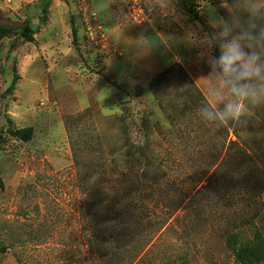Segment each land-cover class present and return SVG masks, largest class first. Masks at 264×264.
Returning <instances> with one entry per match:
<instances>
[{
  "label": "rangeland",
  "instance_id": "obj_1",
  "mask_svg": "<svg viewBox=\"0 0 264 264\" xmlns=\"http://www.w3.org/2000/svg\"><path fill=\"white\" fill-rule=\"evenodd\" d=\"M143 1L0 0V264H264V107L198 116L221 98L195 43L238 6Z\"/></svg>",
  "mask_w": 264,
  "mask_h": 264
},
{
  "label": "clouds",
  "instance_id": "obj_2",
  "mask_svg": "<svg viewBox=\"0 0 264 264\" xmlns=\"http://www.w3.org/2000/svg\"><path fill=\"white\" fill-rule=\"evenodd\" d=\"M235 2L238 10L227 17L215 10L207 13L212 31L199 35L195 43L209 68V95L221 98L219 107L204 103L198 108L201 121L212 127L235 125L246 108L264 107V0ZM177 18L175 10L161 20L177 22ZM136 49V56H145V49ZM213 49L218 55L212 54Z\"/></svg>",
  "mask_w": 264,
  "mask_h": 264
},
{
  "label": "built area",
  "instance_id": "obj_3",
  "mask_svg": "<svg viewBox=\"0 0 264 264\" xmlns=\"http://www.w3.org/2000/svg\"><path fill=\"white\" fill-rule=\"evenodd\" d=\"M127 14L126 17L133 23H142L146 19L145 11V2L143 0H127L126 4ZM93 21H96V15L93 14L90 18ZM89 19L86 20L87 33L89 40L94 43L96 46H104L106 42L105 35L101 32V27L98 28V31H94V27L91 25Z\"/></svg>",
  "mask_w": 264,
  "mask_h": 264
},
{
  "label": "trees",
  "instance_id": "obj_4",
  "mask_svg": "<svg viewBox=\"0 0 264 264\" xmlns=\"http://www.w3.org/2000/svg\"><path fill=\"white\" fill-rule=\"evenodd\" d=\"M50 0H43L42 2V7H45L46 5H48ZM6 31H10L11 32V29L9 28H6V27H3ZM20 31V35L22 36V38L24 39L25 42H32L34 40V27L31 26V24L29 23H24V25L22 26L21 29H19ZM20 80V75H19V72H18V68L16 66V62H15V66H14V75H13V80L8 88V92H13L15 89H16V85H17V82ZM258 205L262 206L261 209H264V201L263 200H258ZM235 237V236H234ZM233 237V238H234ZM243 247L241 248L242 252H247L249 253L251 251L252 248H254V244H252L251 242H246L242 245ZM240 251V252H241ZM239 252V253H240ZM241 252V253H242Z\"/></svg>",
  "mask_w": 264,
  "mask_h": 264
}]
</instances>
